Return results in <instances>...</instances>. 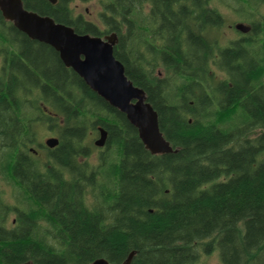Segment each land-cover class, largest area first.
Masks as SVG:
<instances>
[{
    "label": "trees",
    "instance_id": "1",
    "mask_svg": "<svg viewBox=\"0 0 264 264\" xmlns=\"http://www.w3.org/2000/svg\"><path fill=\"white\" fill-rule=\"evenodd\" d=\"M72 1L55 5L61 16L21 0L77 34L114 33V57L177 152L150 154L125 115L0 12V264H199L212 253L264 264V0H238L255 9L250 32L224 47L212 34L221 0H99L101 27L73 20ZM40 127L55 148L38 143ZM98 127L107 139L93 157L84 139Z\"/></svg>",
    "mask_w": 264,
    "mask_h": 264
},
{
    "label": "water",
    "instance_id": "2",
    "mask_svg": "<svg viewBox=\"0 0 264 264\" xmlns=\"http://www.w3.org/2000/svg\"><path fill=\"white\" fill-rule=\"evenodd\" d=\"M55 3L56 0H49ZM3 18L29 39L50 46L59 56L63 65L78 75L85 85L109 106L123 115L138 133L144 148L152 155L176 153L166 141L158 127V116L147 101L143 89L133 85L124 72V67L113 55L116 36L96 37L77 34L73 28L56 23L51 17L41 16L26 10L21 0H0ZM242 34L248 27L235 25ZM99 139L94 142L103 148L107 132L98 127ZM47 149L58 145V139L44 140ZM33 153L36 151L31 149ZM133 253L130 254V258ZM23 264H31L25 262ZM91 264H112L105 259H96Z\"/></svg>",
    "mask_w": 264,
    "mask_h": 264
},
{
    "label": "rangeland",
    "instance_id": "3",
    "mask_svg": "<svg viewBox=\"0 0 264 264\" xmlns=\"http://www.w3.org/2000/svg\"><path fill=\"white\" fill-rule=\"evenodd\" d=\"M223 2L222 6H219L217 4V7L220 11V13L223 15L224 18V25L223 27H220L218 30L214 31L213 38L217 40V43L219 46L227 45L230 41L236 40L240 37V32H238L235 29V25H243L245 27L251 28V22L248 21L244 14L250 15L255 12L254 7H248L247 5L241 3L238 0H221ZM76 4V7H73V10L75 14L81 13L84 15V18L87 21L92 22L97 27L100 26V19L99 14L102 10V5L99 0H86V1H79L76 0L74 2ZM261 9V8H260ZM87 10V11H86ZM259 38L258 43L262 40L261 36H257L254 39ZM0 57V69L2 67V61ZM50 137H56V135L50 131H47L44 128H39L36 131V139L38 143L43 144L44 140ZM99 139V134L97 131H91L84 139V145H87L90 147L91 153L93 157L98 153V150L101 148H97L94 145V142ZM93 146V148H92ZM39 159L44 160L45 159V151L42 149H39ZM1 189H4L6 195L9 194V189L7 187H4L0 185ZM8 222H11L14 220L13 216H9ZM14 222V221H13ZM199 264H221L218 255L216 253H212L209 256L202 255L200 257Z\"/></svg>",
    "mask_w": 264,
    "mask_h": 264
},
{
    "label": "flooded vegetation",
    "instance_id": "4",
    "mask_svg": "<svg viewBox=\"0 0 264 264\" xmlns=\"http://www.w3.org/2000/svg\"><path fill=\"white\" fill-rule=\"evenodd\" d=\"M47 2V4L49 5V7L45 4L42 3V5H44V7H47V8H51V10L55 13V14H60L61 16H63V11L60 9V8H57L55 7V5H57L58 1L59 0H56L55 3H51L49 0H45ZM75 1H72V2H68L66 3V8L68 10V14L69 16H71V18L73 20H77L79 19L80 21H83V22H87V23H92L90 21H87L85 18H84V15H82L81 13H78V14H75L74 10H73V7H76L77 5L74 4ZM33 3H36L35 5H39V9L40 8H43V6L41 7V4L38 3V2H33ZM52 6V7H51ZM73 6V7H72ZM42 10V9H41ZM148 10H149V2L148 1H145L143 4H141V11L142 13L145 15L144 17L148 18ZM29 11V10H28ZM87 11V10H86ZM33 12V11H31ZM35 13V12H34ZM141 16H143L141 14ZM49 17V16H48ZM93 24V23H92ZM111 35H115L114 33H105L103 34L102 33V36L101 38H104V37H110Z\"/></svg>",
    "mask_w": 264,
    "mask_h": 264
}]
</instances>
